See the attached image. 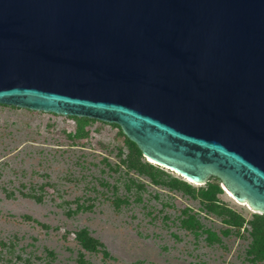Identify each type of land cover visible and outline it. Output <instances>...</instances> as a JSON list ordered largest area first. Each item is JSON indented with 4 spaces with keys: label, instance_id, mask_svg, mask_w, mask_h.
<instances>
[{
    "label": "water",
    "instance_id": "95a60500",
    "mask_svg": "<svg viewBox=\"0 0 264 264\" xmlns=\"http://www.w3.org/2000/svg\"><path fill=\"white\" fill-rule=\"evenodd\" d=\"M0 105L115 124L264 214V0H0Z\"/></svg>",
    "mask_w": 264,
    "mask_h": 264
},
{
    "label": "rangeland",
    "instance_id": "374dc122",
    "mask_svg": "<svg viewBox=\"0 0 264 264\" xmlns=\"http://www.w3.org/2000/svg\"><path fill=\"white\" fill-rule=\"evenodd\" d=\"M75 127L66 116L0 106V264H82L81 254L86 264H253L246 230L224 235L197 200L128 170L118 129L92 122L87 138L72 140ZM221 189L228 207L255 213ZM188 215L201 225L196 233L181 226ZM80 230L102 244L97 253L82 250Z\"/></svg>",
    "mask_w": 264,
    "mask_h": 264
},
{
    "label": "trees",
    "instance_id": "16d2710c",
    "mask_svg": "<svg viewBox=\"0 0 264 264\" xmlns=\"http://www.w3.org/2000/svg\"><path fill=\"white\" fill-rule=\"evenodd\" d=\"M4 106V105H0ZM54 115V114H52ZM76 122L74 132H69L67 137L72 140H81L88 137L89 132L86 130L92 122H100L93 119L81 118V117H68ZM103 123V122H101ZM107 124V123H104ZM118 129L119 136L123 137L124 148L127 151L125 159L122 161L128 170L135 171L137 174L149 179L150 183L156 186H163L170 190L180 192L183 195L188 196L193 200H197L200 204V208L210 215L219 218L227 228L223 231L224 235L231 233L234 230L239 234L243 229L248 232L250 243L246 250V255L249 262L264 263V214L253 213L249 219L238 213L234 209L228 207L220 200V196L223 194L221 189V181L216 177H210L204 185L193 186V184L183 180L182 178H176L165 172L159 166L142 161L143 156L135 143L125 137L119 126L115 124H107ZM48 184L40 187V189L48 188ZM26 197L41 201L40 196L34 194H28ZM181 226L186 231L196 233L201 229V225L195 215H188L187 218L181 220ZM207 234L206 240L208 242L217 241L216 236L208 230L204 231ZM82 250L88 253H97L102 248V244L91 237L87 230H80L74 236ZM103 255L107 256L103 251ZM80 263L83 262V256L80 255Z\"/></svg>",
    "mask_w": 264,
    "mask_h": 264
},
{
    "label": "bare ground",
    "instance_id": "6f19581e",
    "mask_svg": "<svg viewBox=\"0 0 264 264\" xmlns=\"http://www.w3.org/2000/svg\"><path fill=\"white\" fill-rule=\"evenodd\" d=\"M240 203H242V202H240Z\"/></svg>",
    "mask_w": 264,
    "mask_h": 264
}]
</instances>
